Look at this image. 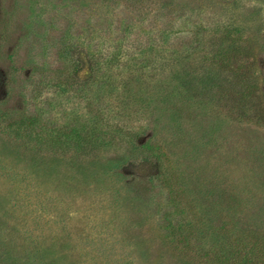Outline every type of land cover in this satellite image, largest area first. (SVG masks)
<instances>
[{
    "label": "rangeland",
    "instance_id": "obj_1",
    "mask_svg": "<svg viewBox=\"0 0 264 264\" xmlns=\"http://www.w3.org/2000/svg\"><path fill=\"white\" fill-rule=\"evenodd\" d=\"M0 264H264V0H0Z\"/></svg>",
    "mask_w": 264,
    "mask_h": 264
},
{
    "label": "trees",
    "instance_id": "obj_2",
    "mask_svg": "<svg viewBox=\"0 0 264 264\" xmlns=\"http://www.w3.org/2000/svg\"><path fill=\"white\" fill-rule=\"evenodd\" d=\"M253 255H255V256H256V252H254V253H253Z\"/></svg>",
    "mask_w": 264,
    "mask_h": 264
}]
</instances>
